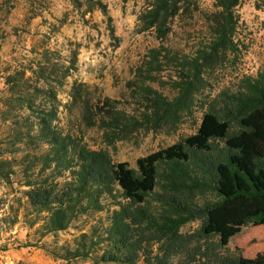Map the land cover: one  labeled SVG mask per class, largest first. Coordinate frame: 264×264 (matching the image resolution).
Here are the masks:
<instances>
[{"label":"trees","instance_id":"1","mask_svg":"<svg viewBox=\"0 0 264 264\" xmlns=\"http://www.w3.org/2000/svg\"><path fill=\"white\" fill-rule=\"evenodd\" d=\"M197 1L152 0L137 16L139 32L152 31L164 41L176 17L190 6L198 10ZM241 1L215 0L213 10L203 13L208 38L192 56L163 46L146 52L133 71L137 84L127 82L138 105L132 112L109 98L92 104L82 91L86 85L77 81L70 104L61 105L57 88L75 70V52L64 66L46 48L31 49L35 58L0 71L7 89L0 120L11 128L9 146L0 148V181L9 185L21 174L27 226L38 225L41 239L66 231L80 216L106 214L100 234L94 230L70 246L39 248L66 263L264 264V252L248 259L227 249L243 226L264 225V71L242 76L232 91L198 98L211 87L215 67L238 51L233 37ZM84 2L90 4L86 12L97 7L106 15L99 1ZM166 64L175 73L172 98L148 85ZM197 104L201 119L195 132L138 158L135 168L89 149L59 119L61 107L69 113L75 107L85 128L97 127L112 146L141 132L174 131ZM195 221L200 225L192 233L180 232Z\"/></svg>","mask_w":264,"mask_h":264},{"label":"rangeland","instance_id":"2","mask_svg":"<svg viewBox=\"0 0 264 264\" xmlns=\"http://www.w3.org/2000/svg\"><path fill=\"white\" fill-rule=\"evenodd\" d=\"M106 9V15L97 7L86 12L90 4L79 0H0V71L14 67L22 61L32 60L30 51L46 48L59 65L67 66L71 53H76L75 70L57 88L61 105L70 104V87L73 81L86 85L83 93L92 104H101L105 98L120 102L119 108L132 112L138 108L136 99L127 82H135L133 71L151 48L163 46L169 53L192 56L208 38L203 13L213 10L215 0H198L188 12L176 17L171 33L164 41L155 38L152 31L140 33L137 16L152 0H93ZM237 28L233 37L238 51L228 54L209 76L211 87L198 98L205 99L222 89L236 88L242 76H256L264 71V6L260 0H242L236 8ZM108 17L110 20H108ZM52 52H55L53 56ZM58 55V57H57ZM0 73V111L2 99L7 96ZM150 87L167 98L174 96L171 82L175 73L166 64L164 71L154 77ZM136 102V103H135ZM60 126L92 150L108 152L114 163H126L135 168L136 160L152 152L164 149L193 134L200 123L201 112L197 104L192 115L183 116L176 130L165 129L139 133L128 141L107 146L102 140V131L97 127L85 128L79 121L77 109L71 112L59 109ZM10 125L0 120V148L9 146ZM21 153L17 155V158ZM19 170V168H17ZM12 184L0 181V264H94L90 259L71 260L69 263L52 257L46 247L71 245L82 233L96 230L100 234L107 225L106 214L89 213L78 217L70 227L54 235L39 238L38 225L28 227L24 219L26 200L25 187L20 186L21 174L10 178ZM203 198L198 199L199 204ZM14 221V222H13ZM199 221L186 224L180 229L183 234L192 233ZM157 245L154 246V250ZM227 249L244 258H254L264 252V225H247L232 237ZM104 264V263H99ZM137 264H144L140 260Z\"/></svg>","mask_w":264,"mask_h":264}]
</instances>
